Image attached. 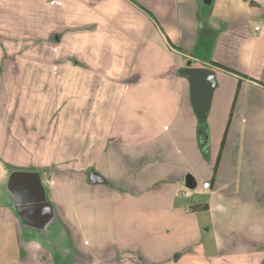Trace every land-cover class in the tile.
Masks as SVG:
<instances>
[{"label":"crops","instance_id":"crops-1","mask_svg":"<svg viewBox=\"0 0 264 264\" xmlns=\"http://www.w3.org/2000/svg\"><path fill=\"white\" fill-rule=\"evenodd\" d=\"M31 7L52 9L60 21L46 37L36 38L41 51L32 61L40 65L33 71H7L8 56L1 49L15 46L23 52L31 40L0 44L4 231L13 230L24 252L45 249L55 263L54 250L25 235L3 197L7 175L14 170L7 166L30 162L44 175L49 199L74 240L85 237L88 229L97 232L88 223L94 222V209L100 215V230L116 240L102 247L101 264H264V0H215L206 28L200 0H0L2 12ZM82 28L77 51L74 38ZM216 30L219 35L212 36ZM240 43L244 67L231 57H218L219 47L225 45L224 53L233 54ZM196 48L202 54L212 50L213 61L195 55ZM46 49L55 52L52 58ZM17 57L31 60L22 53ZM188 61L217 71L209 136L217 128L226 142L214 181V165L205 163L200 149L190 85L181 74ZM91 64L99 71L92 73ZM88 78L89 86L78 85ZM7 79H12L9 85ZM80 90L86 99L68 104L69 115L61 114L68 108L53 103V96L68 92L77 100ZM75 111L84 112L96 140L107 144L97 163L91 162L95 156L63 158L71 162L58 157L65 142L62 121H76ZM222 140H217L220 150ZM82 158L85 162L77 161ZM53 164L81 169L78 185L68 187L80 202L55 199L50 173L40 171ZM92 174L103 181L92 183ZM205 182L211 184L207 190ZM189 188L199 195L210 193V203L199 198L189 203ZM195 204H208L209 211L194 212ZM78 254V264H91L89 254L79 248Z\"/></svg>","mask_w":264,"mask_h":264},{"label":"rangeland","instance_id":"rangeland-1","mask_svg":"<svg viewBox=\"0 0 264 264\" xmlns=\"http://www.w3.org/2000/svg\"><path fill=\"white\" fill-rule=\"evenodd\" d=\"M17 1L18 0H4V2H10V3H15ZM0 11H1L0 12V44L1 43L6 44V42L11 43L14 40H17V39L21 40L22 38L31 40L29 41V44L31 46L28 47V50H25L23 52H22L21 47L8 46L5 49L1 47V49H3L5 53L7 54L8 56L7 59L9 60L8 62L6 61V63L4 64L7 66L6 70L8 68L7 71H9L12 67L14 69H11V70H16V68L18 70H21V67H24L25 70L27 71H33V68H36L38 65H40L32 61V59L37 60V57L39 58V56L37 55L36 57H33L35 56L34 53L36 51L38 53L39 49L41 51V48H39V46L36 47L37 43L39 42V40H36V38L40 37V39H43L44 36L46 37L49 31L54 29L53 25L55 23H58V21H60L59 15L54 14L52 9H43V8L36 9L33 7L27 9V11L26 9L22 11L11 9V10L3 11V12L0 9ZM62 18L63 17H61V20ZM63 22H65V18ZM205 25L206 26L209 25L207 20L205 22ZM84 31H85V28L78 30V32L76 31L75 35H77V37L74 38V41H75L74 43L77 44V51H79L78 45L81 42L80 40L81 39L83 40L84 38L83 36ZM218 32L219 31L216 30L212 32L211 35L213 36L214 33L219 35ZM227 36L228 35L225 34L223 38H226ZM3 39H7V41H4ZM227 41L228 39L225 40L226 45H227ZM226 48L227 47L225 45L219 47L218 57H221L222 55H223L222 57H224L225 59H229V57H231L232 62L235 65H237L236 62H238L240 66L244 67L243 60L240 58V57L243 58V54H244V47L242 43H240L238 46H234L233 54L232 53L229 54L227 51L224 53V50ZM57 49H59V47ZM10 51L12 52L10 53ZM45 51L49 55L48 58H52V54L55 53L53 52L52 49L50 50L46 49ZM212 52L213 51L211 50L209 54H202L196 48V51L194 53L195 55L202 57L204 60L213 61ZM21 53L23 54L25 58L31 59L29 63L20 62L21 59L17 57V54L21 55ZM91 65H92L91 67L92 73L99 71V70H96V69H99L98 67L96 69L95 67H93L96 65L94 64H91ZM47 69L52 70L51 64L47 65ZM0 78H1V83L4 84V78L3 77H0ZM89 79L90 78L86 80L84 79L78 80V85L82 83L84 86L86 85L89 86V82L91 80ZM93 81H96V80H93ZM11 82H12V79L6 80V84L8 85ZM86 97H87L86 94H84L81 90H80V94L77 95V100L75 99L74 95H70L68 92H66V94H61L60 96L54 95L53 103L58 102V104H60L61 107H64V108L67 107L68 109L63 110L61 114L64 113V115H67L68 113L69 115L68 104L72 106L79 105L84 99H86ZM94 97L99 98L100 95L94 94ZM64 103L66 104L64 105ZM73 113H75L77 116L76 121L72 119H69V123L68 122L65 123L62 121L60 130L62 131L61 133L62 139L65 142H64V145L61 147L62 150L59 153L58 157L62 159L61 161L71 162L72 159L66 160L63 158L64 157L68 158L70 156L73 158L74 155L82 156L83 158L87 157V155L95 156V158L92 159L91 162L93 161V163H97L100 160L99 159L100 151L106 148L107 144L100 143L99 141L96 140V137L93 134L94 128L92 126L91 127L86 126L87 120L85 116L83 115L84 112L75 111ZM103 113L105 114V112ZM224 136H225L224 134L222 136L221 132L220 133L217 132V128H214V131L212 132L210 139H209V145L206 148H202L200 145V149H201L202 155L204 156L205 163L209 165L213 163L215 167V164L217 162L216 158H217L218 150H220V143L217 144L218 143L217 140L220 138V141H221V139L224 138ZM65 154H67V156H65ZM83 158L77 161L83 163L85 162ZM27 161H29V159H27ZM18 163L21 164L20 162ZM31 164L32 163L29 162V165L27 166L20 165V166H15V167H11V166H7V167H10L9 169H14V170L39 172V168ZM78 167H80L79 164H78ZM206 168H207V165H206ZM40 171L43 173L45 172L50 173L51 179L53 180V183L56 185V188H57V189L55 188L56 189L55 199H57L58 202H60L61 199H65L71 202H73V200L75 199H76L75 200L76 202H80L79 200H82V198L77 197L78 195H76V197H73V195L76 193L75 191L68 190V187H70L69 184H72L73 187L78 185L79 175L81 173L80 168H75V165L71 167L70 164L67 167L65 165H63L62 167L61 166L58 167V165L53 164L50 166V168H45ZM70 181H73V183H71ZM108 184L111 185L110 182H108ZM203 188L206 190L208 189L206 187V182L204 183ZM188 191L190 193L189 203L195 202L196 198H199L201 201H205L206 203H210V200H211L209 196L210 193L209 194L207 193V195L206 193L199 195L198 193L195 192L196 190H193L190 188L188 189ZM91 197L95 198L97 196L91 195ZM97 212H99V209H97ZM79 214L83 216L84 211L80 209ZM91 220L94 222L93 223L89 222L88 225H93L91 227L98 228V231L95 232L96 230L94 231V230L88 229V232H86L85 237L78 239L77 241L74 240V238H72L73 236L71 237L73 248L77 249V251L75 249L77 253L76 254L77 257H74L73 262L70 264L79 263L81 256L80 254H78V248L82 249L84 252L89 254V258L87 259L88 261H90L89 263L101 264L102 247L103 248L106 247L107 243L111 244V243L116 242V240H114L113 238L107 237L109 235L108 233L103 234L102 230H100L102 223H100V215L96 213L95 209H94V213L90 214V221ZM3 226L4 225L0 223V264H58V259L56 255H55L56 261L54 259L55 263L53 261L50 262V258L45 249L42 250L37 247H31L29 250H25L24 252L22 247H20L21 239L16 237V235L13 233V230H11L12 233L9 232L10 231L9 229H7V231L5 232L3 229Z\"/></svg>","mask_w":264,"mask_h":264},{"label":"water","instance_id":"water-1","mask_svg":"<svg viewBox=\"0 0 264 264\" xmlns=\"http://www.w3.org/2000/svg\"><path fill=\"white\" fill-rule=\"evenodd\" d=\"M215 0H200L207 7ZM181 74L189 82L191 102L201 122L200 145H209L208 115L212 106L215 90L218 86L216 69L194 66L193 61L181 69ZM204 126V127H202ZM103 181L99 175L92 174L91 182ZM3 197L16 215L21 228L29 238H36L52 248L58 264H69L76 255L67 226L48 195L45 177L40 172L12 170L3 185Z\"/></svg>","mask_w":264,"mask_h":264},{"label":"trees","instance_id":"trees-1","mask_svg":"<svg viewBox=\"0 0 264 264\" xmlns=\"http://www.w3.org/2000/svg\"><path fill=\"white\" fill-rule=\"evenodd\" d=\"M212 8H213V5L210 6V7H207V6H204L200 2V17L202 19V24H201L202 28L206 27L205 22H206L207 17L209 16V14L212 11ZM211 65L216 66L218 68H221V69H223L225 71H228V72H233L229 68H227L225 66H222V65H219V64H216L214 62H211ZM240 85L241 84H239V87H240ZM205 125H208V121L206 122ZM200 127H201V122L199 121V125H198L199 139H200V133H199ZM202 127H204V126H202ZM225 142H226V134H225V136H224V138L222 140L220 154H219V156L217 158V162H216L215 167H214V176H213V179H212L213 181H214V179H215V177L217 175V172H218L219 162H220V159H221L222 150L224 148ZM191 210L194 211V212H208L209 211V205L208 204H195L193 207H191Z\"/></svg>","mask_w":264,"mask_h":264},{"label":"built area","instance_id":"built-area-1","mask_svg":"<svg viewBox=\"0 0 264 264\" xmlns=\"http://www.w3.org/2000/svg\"><path fill=\"white\" fill-rule=\"evenodd\" d=\"M256 31H259L260 29H261V27L260 26H256ZM206 187L207 188H210L211 187V184L210 183H206ZM186 197H188L189 195L186 193V194H184Z\"/></svg>","mask_w":264,"mask_h":264}]
</instances>
